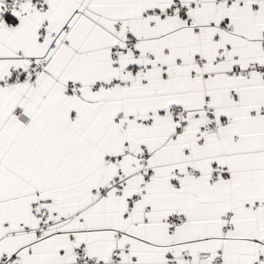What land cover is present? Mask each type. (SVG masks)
<instances>
[{
    "label": "snow or ice",
    "instance_id": "obj_1",
    "mask_svg": "<svg viewBox=\"0 0 264 264\" xmlns=\"http://www.w3.org/2000/svg\"><path fill=\"white\" fill-rule=\"evenodd\" d=\"M0 264H264V0H0Z\"/></svg>",
    "mask_w": 264,
    "mask_h": 264
}]
</instances>
